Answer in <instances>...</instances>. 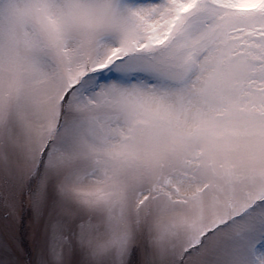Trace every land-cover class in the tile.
Wrapping results in <instances>:
<instances>
[{"label":"snow or ice","instance_id":"1","mask_svg":"<svg viewBox=\"0 0 264 264\" xmlns=\"http://www.w3.org/2000/svg\"><path fill=\"white\" fill-rule=\"evenodd\" d=\"M0 264H264V0H0Z\"/></svg>","mask_w":264,"mask_h":264}]
</instances>
